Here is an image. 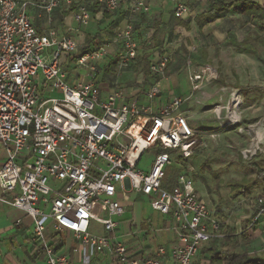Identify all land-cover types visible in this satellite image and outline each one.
<instances>
[{
	"label": "built area",
	"instance_id": "1",
	"mask_svg": "<svg viewBox=\"0 0 264 264\" xmlns=\"http://www.w3.org/2000/svg\"><path fill=\"white\" fill-rule=\"evenodd\" d=\"M166 1L175 18L191 16L186 1ZM95 5L113 13L121 1L0 0V203L32 220L33 251L43 256L45 264H71L68 252L56 250L46 239L49 219L55 234L72 233L82 247L83 264H89L94 255L112 264H198L201 249L224 235L219 233L222 223L196 192L189 161L206 148L203 136L213 142L222 129H233L251 141L248 148L239 150L242 162L264 156V116L246 124L242 95L221 86L209 111L216 129L206 132L190 126L183 113L206 98L200 96L203 77L196 68L185 96H171L161 103L162 90L153 83L140 101L128 97L115 83L103 98L96 80L99 64L109 57L107 49H82L71 29L38 34L28 15L29 9L50 14L75 6L72 21L87 26ZM149 11L144 0H132L127 14L131 19ZM132 34L130 20L115 33L114 43L120 46L117 72L128 68L137 56ZM68 60L74 69L64 72L62 66ZM171 61L170 53L158 55L150 62L151 74L164 78ZM186 63L190 67L189 58ZM45 95L60 96L45 99ZM184 103L187 108L182 112ZM156 145L164 152L155 154L149 170L138 169L144 154ZM175 165L181 172L172 190H167L165 172ZM130 192L147 196L153 211L170 216L174 238L168 250L159 247L134 258L128 245L117 240L113 218L123 215L122 202ZM97 207L105 208L107 217L95 215ZM91 221L111 236L90 234ZM233 228L239 236L240 224Z\"/></svg>",
	"mask_w": 264,
	"mask_h": 264
},
{
	"label": "crops",
	"instance_id": "2",
	"mask_svg": "<svg viewBox=\"0 0 264 264\" xmlns=\"http://www.w3.org/2000/svg\"><path fill=\"white\" fill-rule=\"evenodd\" d=\"M120 1V9L113 13H105L99 5L93 6L91 9L92 18L87 26H80L74 23L71 19V13H66L69 10L68 8L62 9L64 7H60L50 14L38 8L28 10V15L32 18L33 25L38 34H44L53 29L59 32L71 29L82 49L91 50L104 46L110 50L109 57L99 64V73L96 80L103 98H106L112 92L115 83H118L120 88L128 94V97L140 101L144 100L142 96L143 91L153 83L160 85L162 94L159 102L161 103L171 96H185L190 91V85L186 77L183 78L184 73H179L181 71L178 69L180 66H173L177 61L182 60L181 58L185 53L184 49L192 54L196 50V61L192 59L190 61H192L191 64L196 65L195 68L204 78L202 71L205 69L204 67L209 68L208 48L206 45H197V48L192 47L191 44L195 42V38L197 39L199 37L198 34L203 33L204 30H212L211 33H207L205 36L211 37L212 34L218 41V43L210 47L214 53L215 48L219 49L221 47L219 45L228 38V34L235 35L234 32L229 30L222 33L215 32L219 26H222L223 23L221 22L232 18L231 11L227 12L225 17L204 25L201 29L197 27L193 21L194 17L208 11L209 0H184L190 5L192 10L191 16L186 19L192 21L189 31L176 26L175 22L177 19L173 16L172 8L166 0H144L150 8L149 13L131 19L128 17L127 9L132 0ZM129 20L133 25L132 35L137 44V56L140 54L147 55L150 57L151 62L158 55L172 54V61L168 65L167 76L159 78L157 82L154 78L149 77L145 79V84L147 83V85L144 87L140 86L141 84L137 85L140 82L138 78L142 74L140 71L134 70L133 63L122 72H119L114 79L112 77L113 72H110L111 69H115L114 67L118 60L117 53L120 50V46L114 43L115 33ZM222 48L228 49L226 47ZM185 80L186 83H184ZM203 82L204 79H202L200 85ZM156 101L158 102V100ZM2 158L3 152L0 151V165ZM151 162L152 160L145 167H142V170H149ZM167 170H175L178 174L181 172L180 167L177 165L167 168ZM136 195H140V193L130 192L128 199L122 202L124 206L123 215L113 218L117 223V240L128 245L130 256L134 258L137 257L139 252L149 254L159 247H164L168 250L174 238L170 229V216L161 215L150 207L152 212L157 213V222L153 223L148 216L147 218H142L138 225L135 218ZM144 197L147 198L150 204V199L147 196ZM210 210L216 216L217 210ZM95 215L104 218L107 217V211L103 207H97ZM52 224L50 219L45 222L47 241L56 250L68 252L71 264H83L82 247L73 238L72 233L63 232L55 234ZM32 228L33 222L24 212L0 203V264H45L43 256L37 255L33 251V244L31 242ZM89 232L98 237L111 236L100 224L94 221L89 223ZM201 258L204 259L203 262ZM197 261L198 264H208V260L200 256V254ZM112 263L110 259L98 255L91 257L89 262V264Z\"/></svg>",
	"mask_w": 264,
	"mask_h": 264
},
{
	"label": "rangeland",
	"instance_id": "3",
	"mask_svg": "<svg viewBox=\"0 0 264 264\" xmlns=\"http://www.w3.org/2000/svg\"><path fill=\"white\" fill-rule=\"evenodd\" d=\"M254 1L264 5V0ZM231 15L232 18L228 19V21L221 22L223 23L222 26H219L215 32L222 33L229 30L235 33L238 41L248 39L250 47L256 54H237L231 48L225 49L222 47L219 48L218 53L214 51V54L213 49L211 50L210 47L218 43V41L212 34L211 37L205 36V34L211 33L212 30L207 29L203 33L198 34L199 37L197 39L199 42L195 38L196 43L193 42L191 44L192 47L197 48V45H206L208 48L209 68L204 67L203 73L201 72L204 75V82L199 86L200 96L204 95L206 98L202 100L203 104L201 105H190L189 112H184L183 116L190 126L198 127L203 131L209 128L216 129V124H213L212 120L209 119L211 118L209 111L216 104L218 96L217 90L221 86L238 90L242 95L244 102L242 117L246 124H252L264 116V94L252 91L255 87L264 88L263 37L257 28H254V25L244 24L239 7L232 10ZM107 51L110 54V50L107 49ZM181 59L182 61H177L173 66L176 67L180 64L178 69L181 71L179 73H184L183 78L186 77L189 84V76L194 71L193 68L196 65L191 64L189 67L186 63L187 58L185 60L183 58ZM72 69H74V64L71 60H68L62 66V71L64 72H69ZM110 72H113V79L119 73L116 69H111ZM166 76L167 74L165 73L164 77ZM138 79H140V82L137 85L141 84L140 86L142 87L147 85V83L145 84V78L139 76ZM184 83H186V80ZM57 96L45 95V99ZM203 141L207 145L206 148L198 156L191 158L189 161L193 168L189 176L193 181L196 192L210 209L221 212V216L226 219V225L228 227L240 224L243 230L245 222L252 216L253 206L259 202L260 194L263 190V185L255 180L257 176L256 172L249 164L254 163L264 170V156H259V158L250 163L242 162L239 157V150L248 148L251 141L246 136L238 135L233 129L225 131L222 129L219 138L213 142L205 136H203ZM262 150L264 151V145H262ZM170 154H175V151L170 152ZM154 156L155 152L153 150L146 152L142 157L138 169L145 167ZM207 159L210 162L205 163ZM204 163L206 166L202 168ZM244 188H248L249 196H237L236 194ZM156 214L151 211L149 201L146 197L141 194L136 195L135 218L138 225L142 218H147L148 216L153 223H156ZM247 231L249 239L245 245H240L237 251L241 252L246 250L250 253L263 255L264 210L259 213L251 226L247 228Z\"/></svg>",
	"mask_w": 264,
	"mask_h": 264
},
{
	"label": "trees",
	"instance_id": "4",
	"mask_svg": "<svg viewBox=\"0 0 264 264\" xmlns=\"http://www.w3.org/2000/svg\"><path fill=\"white\" fill-rule=\"evenodd\" d=\"M237 7L240 9V14L242 15L244 24H252L254 25V28H257L258 32L263 37L262 43L264 45V5L254 0H209L208 11L199 16H195L193 21L197 27L201 29L204 25L210 24L219 18L225 17L227 12L232 11ZM70 8L66 13H72L75 6H71ZM191 22L192 21L177 19L175 24L176 26L183 28L185 31H189ZM248 42V39H245V41H238L236 36L230 33L228 34V38L224 40L219 46L232 48L237 54L255 55L256 52L250 47ZM218 50V48H215L216 53H218ZM184 51L185 53L182 57L184 60L189 58L193 61H196V50L193 52V54L188 52V50L184 49ZM132 63L134 70L140 71L143 78L147 79L152 77L156 82L159 80V77L151 74L150 57L147 55L140 54L139 56H136ZM165 73L167 74V70ZM252 91L264 94V88L255 87L252 89ZM152 150L155 152V154L164 152L159 145H156V147H154ZM208 162H210L209 159H207L205 163ZM205 163L202 165V168L206 166ZM249 165L257 174L255 180L263 185V190L259 199L261 203H257L255 206H253L252 216L245 222L243 230L241 228V234L239 236L236 235L235 228L225 225L226 219L221 216V212L219 210L216 212L217 219L222 222L219 233L224 235V237L219 240H213L211 243H208L201 249L199 254L208 260V264H264V254L257 255L255 253L247 252L246 250L241 252L237 251L240 245H245L249 239L247 228L251 226L252 222L259 215V213L264 210V170L259 165L254 163ZM177 175L178 173L175 170H167L165 172V178L163 179V187L167 190H172ZM236 195L248 197L249 190L248 188H244Z\"/></svg>",
	"mask_w": 264,
	"mask_h": 264
},
{
	"label": "water",
	"instance_id": "5",
	"mask_svg": "<svg viewBox=\"0 0 264 264\" xmlns=\"http://www.w3.org/2000/svg\"><path fill=\"white\" fill-rule=\"evenodd\" d=\"M186 108H187V105H186L185 103L182 104V106H181V111L184 112V111L186 110ZM125 185H126V187L128 188V181H127V180H125Z\"/></svg>",
	"mask_w": 264,
	"mask_h": 264
}]
</instances>
